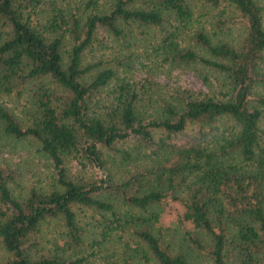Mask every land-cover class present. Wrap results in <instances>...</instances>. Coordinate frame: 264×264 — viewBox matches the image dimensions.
<instances>
[{
    "label": "trees",
    "instance_id": "trees-1",
    "mask_svg": "<svg viewBox=\"0 0 264 264\" xmlns=\"http://www.w3.org/2000/svg\"><path fill=\"white\" fill-rule=\"evenodd\" d=\"M148 31L220 88L130 77ZM4 137L53 171L0 164V264H264V0H0Z\"/></svg>",
    "mask_w": 264,
    "mask_h": 264
},
{
    "label": "rangeland",
    "instance_id": "rangeland-1",
    "mask_svg": "<svg viewBox=\"0 0 264 264\" xmlns=\"http://www.w3.org/2000/svg\"><path fill=\"white\" fill-rule=\"evenodd\" d=\"M201 11L198 9L195 13L199 14ZM148 32L146 38L144 34L137 33L143 39L138 45H135L136 58L132 60V67L127 72L130 77L142 79L144 76H150L158 86L182 85L207 92H216L220 88V83L217 81L218 77H215V74L205 67L194 64L176 66H170L167 63L157 64L161 55L156 51L153 42L157 40L158 33ZM234 34L235 32L232 33V36ZM102 37L104 38V34ZM105 41L107 46L112 44L106 39ZM152 62H156V65L152 66ZM202 76L205 77L202 78ZM6 101L15 113L23 115L27 112L25 108L27 102L24 98L15 99L10 96ZM0 164H6L15 169L17 181L14 187L17 190H25L29 186L45 184L50 179L51 171H53L51 162L37 149L35 144L10 137L0 139ZM67 166L72 175L91 176L92 178L103 177L102 171L94 166L82 168L75 161H67ZM95 257L97 262L99 257L97 255Z\"/></svg>",
    "mask_w": 264,
    "mask_h": 264
}]
</instances>
